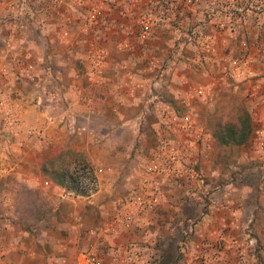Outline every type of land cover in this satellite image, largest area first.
Masks as SVG:
<instances>
[{"label": "rangeland", "instance_id": "rangeland-1", "mask_svg": "<svg viewBox=\"0 0 264 264\" xmlns=\"http://www.w3.org/2000/svg\"><path fill=\"white\" fill-rule=\"evenodd\" d=\"M155 1L0 0V220L108 264H264V0Z\"/></svg>", "mask_w": 264, "mask_h": 264}, {"label": "crops", "instance_id": "crops-1", "mask_svg": "<svg viewBox=\"0 0 264 264\" xmlns=\"http://www.w3.org/2000/svg\"><path fill=\"white\" fill-rule=\"evenodd\" d=\"M136 1V0H135ZM147 2V0H145ZM154 1V0H153ZM152 1V3H153ZM156 0L155 2H157ZM160 1V0H159ZM160 2H165L161 0ZM108 95L109 93L106 92ZM104 103L101 96L97 98ZM108 99V97H107ZM107 103V102H106ZM1 199V198H0ZM7 201V200H6ZM13 215V213H7V215ZM0 264H38L37 259H43L48 261L49 264H82L85 255L79 252V247L75 244L76 239L71 238V227L69 229L68 237L61 239H41L30 237L28 232L18 231L13 228L10 221L5 217L4 220H0ZM41 244L42 247L35 244L39 251L31 247L34 243ZM51 249L47 250L45 243H49ZM44 245V246H43ZM34 250V251H33ZM124 255V254H123ZM115 262L112 264L120 263L118 258L114 257ZM101 264H108L105 258H100ZM104 260V261H103Z\"/></svg>", "mask_w": 264, "mask_h": 264}, {"label": "trees", "instance_id": "trees-1", "mask_svg": "<svg viewBox=\"0 0 264 264\" xmlns=\"http://www.w3.org/2000/svg\"><path fill=\"white\" fill-rule=\"evenodd\" d=\"M236 100V97L233 96ZM233 117L223 119H215L211 121L212 135L219 148H230L232 151L237 150L241 145H244L250 138L252 131H255V125L252 124L251 117L241 104L235 102L233 105ZM86 168L85 166L81 167ZM60 184L68 186L71 184V176L61 174ZM78 191L77 188H73ZM82 193V192H81ZM168 255V253H167Z\"/></svg>", "mask_w": 264, "mask_h": 264}, {"label": "built area", "instance_id": "built-area-1", "mask_svg": "<svg viewBox=\"0 0 264 264\" xmlns=\"http://www.w3.org/2000/svg\"><path fill=\"white\" fill-rule=\"evenodd\" d=\"M106 2V4H108L107 2H110V4H115L117 3V0H104ZM152 0H147L148 3H152ZM165 3L168 4H172L174 6H177L179 9H186L189 7L194 6L199 0H164ZM142 24L145 25V28H149L150 25L147 22H142ZM82 264H101V261L99 258L97 257H91V255H88L87 257L85 256L83 259V263Z\"/></svg>", "mask_w": 264, "mask_h": 264}]
</instances>
